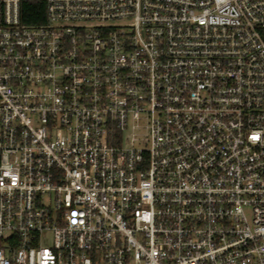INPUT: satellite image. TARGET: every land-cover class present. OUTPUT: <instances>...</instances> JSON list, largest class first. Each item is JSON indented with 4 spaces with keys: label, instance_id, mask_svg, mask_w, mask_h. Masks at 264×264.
Masks as SVG:
<instances>
[{
    "label": "built area",
    "instance_id": "2783aa9c",
    "mask_svg": "<svg viewBox=\"0 0 264 264\" xmlns=\"http://www.w3.org/2000/svg\"><path fill=\"white\" fill-rule=\"evenodd\" d=\"M0 264H264V0H0Z\"/></svg>",
    "mask_w": 264,
    "mask_h": 264
},
{
    "label": "trees",
    "instance_id": "16d2710c",
    "mask_svg": "<svg viewBox=\"0 0 264 264\" xmlns=\"http://www.w3.org/2000/svg\"><path fill=\"white\" fill-rule=\"evenodd\" d=\"M21 19L23 23H42L45 19L44 4L42 1H23L21 3Z\"/></svg>",
    "mask_w": 264,
    "mask_h": 264
}]
</instances>
